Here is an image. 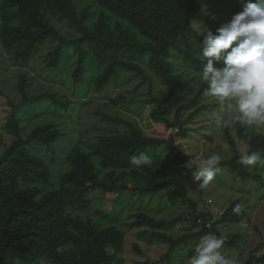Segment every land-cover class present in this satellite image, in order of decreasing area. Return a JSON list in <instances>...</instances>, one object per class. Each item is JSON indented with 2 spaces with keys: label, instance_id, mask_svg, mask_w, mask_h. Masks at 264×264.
Here are the masks:
<instances>
[{
  "label": "trees",
  "instance_id": "16d2710c",
  "mask_svg": "<svg viewBox=\"0 0 264 264\" xmlns=\"http://www.w3.org/2000/svg\"><path fill=\"white\" fill-rule=\"evenodd\" d=\"M78 1L0 0V49L14 63L25 64L46 43L55 41L46 64L58 69L62 63L71 62L76 84L91 68L92 83L98 91L123 75L126 81L148 84L150 90L154 81L168 86L167 92L146 100L155 102L150 111L152 119L169 127L170 132L166 137L150 135L131 120L102 114L105 122L123 125L125 131L99 135L90 145H72L60 171L53 175L38 149L41 145L52 148L63 132L50 121L22 133L16 109L24 101H9L12 109L5 129L12 139L0 152V264H121L124 232L130 229H138L137 237L149 245H167L161 258L166 264H175L172 251L193 237L171 234L178 218H154L138 212L116 224L109 221L117 219L120 211H104L97 201L99 192L109 196L120 190L152 194L170 185L189 200L180 174L193 169L187 167V155L177 143V137L187 136L179 111L199 100L206 82L201 79L194 84V91H188L192 99L177 106L173 120L169 117L170 105L203 70L197 57L203 38L197 35L194 24L206 23L210 15L224 10L211 9L207 15L205 4L209 0H85L82 8H78ZM58 24L70 29L74 37L62 34ZM216 28L211 27L213 31ZM69 52L71 56L66 57ZM25 85L23 75L20 90L24 91ZM45 97L64 108L70 104L60 91L25 96L23 100L41 102ZM236 125L240 141L247 142L252 150L264 149V132ZM220 129L233 149L232 157L221 165L243 180L253 179L255 189L264 193V172L249 171L238 164L240 153L230 127ZM141 153L151 157V167L130 164V157ZM236 204L238 201L232 202L218 221L239 222L248 216L242 210L234 213ZM91 209L94 214L89 213ZM210 215L202 210L194 217L195 222H203V231L208 230L205 222ZM238 240V233L228 234L226 246L235 247ZM57 248L63 251L58 253ZM135 248L141 251L137 244ZM257 250L253 248L238 264H264V254H256Z\"/></svg>",
  "mask_w": 264,
  "mask_h": 264
},
{
  "label": "rangeland",
  "instance_id": "374dc122",
  "mask_svg": "<svg viewBox=\"0 0 264 264\" xmlns=\"http://www.w3.org/2000/svg\"><path fill=\"white\" fill-rule=\"evenodd\" d=\"M212 1V2H210ZM85 0L77 2L78 8L85 7ZM246 2L242 0H209L205 4V11L211 9L219 11L221 14L210 15L206 23H198L211 27H219L223 22H227L231 17L242 11ZM95 15L98 12L95 9ZM194 24L195 28L198 25ZM62 34L67 38L74 37V33L65 26H57ZM56 46L55 41L46 43L40 53L32 56L28 63L22 64L11 60V57L0 49V152L5 144L12 139L11 134L5 129L8 117L11 116L12 106L9 101L23 102L16 109L19 125L22 126V133L30 131L31 128L45 122H54L63 132L54 146L46 149L43 145L38 149V154L42 156L46 164L52 170L53 175H57L64 164L65 155L72 145H90L94 143L99 135H113L125 131V126L114 122H105L102 114L118 115L131 120L141 127L147 134L166 137L170 128L161 122H155L150 116L151 109L155 102L147 101L150 95L158 96L167 92L169 87L153 82L152 90L148 84H139V81H126L125 75L118 76L107 88L98 91L93 86V72L91 68L86 70L82 81L73 80L72 71L74 64L65 62L59 65L58 69L46 64L47 54ZM69 52L66 57H70ZM70 60V59H69ZM62 62V60H61ZM26 76L24 91L20 90L22 76ZM117 76V75H116ZM115 76V77H116ZM114 78V77H113ZM193 85L187 84V91L178 92L170 105L169 117L173 120L177 106L182 102H189L196 85L201 81L200 77L195 78ZM60 91L63 99L70 100L66 108L45 97L42 101H26L23 98ZM25 93V94H24ZM151 93V94H150ZM145 100V101H144ZM199 106H204L200 111ZM219 110V105L205 94L197 102L186 109H180V120L187 129L185 138L177 137V143L181 144L187 155L186 165L193 171H184L180 178L185 183L189 200L183 198L182 193L174 189L173 185L152 194H142L132 190H120L112 196L99 192L97 206L104 211L111 212L112 208L120 211L115 220H108L116 224L130 219L131 215L138 212H145L154 218H166L179 220L175 222L170 231L175 237L192 234L193 237L178 246L172 251L171 257L175 264H189V260L194 255L195 247L200 240L208 234L224 236L227 241L228 234L238 233L239 240L235 247L223 245L221 251L226 257H234L237 262L246 258L253 249H258L255 253L264 254V193L260 189H255V181L251 178L245 180L235 175L227 166H222L223 161L232 157L233 149L221 132L220 127L214 123L213 114ZM236 123L229 126L230 133L234 136L237 147L241 141L236 135ZM255 131L264 132V126H250ZM177 126L174 132L177 131ZM163 148V146L161 147ZM37 152V151H36ZM213 153L223 156V160L218 165L220 171L215 176L207 189H200L198 183L193 182V172L199 159L207 158ZM166 154V152H162ZM249 171H262L264 166L257 162L254 166H246ZM254 188V189H253ZM88 198L93 199L90 195ZM191 200L194 204L191 203ZM113 201V204L111 205ZM234 201H238L241 210L247 213L241 221L221 222L218 221L221 213ZM241 201H244L241 204ZM210 212L209 219L205 222L208 230H202L203 222L194 217L201 211ZM90 214H94L93 209ZM218 223H217V222ZM107 222V221H106ZM215 223H217L215 225ZM214 227L217 229H213ZM138 229L125 230L124 249L121 254V264H166L162 260V255L168 250L164 244L149 245L137 237ZM216 230V231H215ZM135 244L141 251H137Z\"/></svg>",
  "mask_w": 264,
  "mask_h": 264
},
{
  "label": "clouds",
  "instance_id": "9594fccd",
  "mask_svg": "<svg viewBox=\"0 0 264 264\" xmlns=\"http://www.w3.org/2000/svg\"><path fill=\"white\" fill-rule=\"evenodd\" d=\"M195 30L203 38L197 57L203 65L201 79L207 85L205 94L219 105L213 114L215 125L264 126V0H249L242 11L215 31L201 24ZM238 151V164L254 166L259 162L264 166V149L252 150L247 142L241 141ZM222 160L218 153L199 159L193 182L200 189H207L220 171L218 165ZM152 163L147 154L130 157V164L137 168L151 167ZM233 212L240 214L241 205L236 204ZM225 239L215 234L205 235L195 247L189 264H238L234 257L222 253Z\"/></svg>",
  "mask_w": 264,
  "mask_h": 264
}]
</instances>
